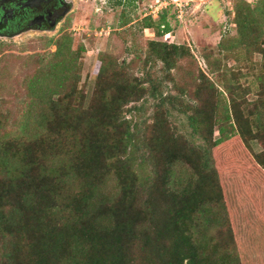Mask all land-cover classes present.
<instances>
[{"label": "trees", "instance_id": "16d2710c", "mask_svg": "<svg viewBox=\"0 0 264 264\" xmlns=\"http://www.w3.org/2000/svg\"><path fill=\"white\" fill-rule=\"evenodd\" d=\"M232 5L237 37L228 48L264 54V0ZM166 13L141 28L170 32ZM51 43L56 83L44 90L32 81L24 132L0 133V264H264V66L256 111L237 74L217 86L199 70L185 100L145 69L172 70L191 51L151 42L139 76L127 61L101 57L88 100L79 91L83 47L73 50L66 35ZM223 94L227 130L217 126ZM149 98L152 123L139 138L131 113ZM173 112L186 116L187 135L172 127ZM224 146L237 159L233 175L216 164ZM140 147L149 172L137 167Z\"/></svg>", "mask_w": 264, "mask_h": 264}, {"label": "rangeland", "instance_id": "374dc122", "mask_svg": "<svg viewBox=\"0 0 264 264\" xmlns=\"http://www.w3.org/2000/svg\"><path fill=\"white\" fill-rule=\"evenodd\" d=\"M234 1L73 0L72 11L56 30L48 33L30 32L11 40L0 39V133L16 136L24 132V122L32 117L29 113L34 110L28 94L29 84L40 79L44 90H48L56 83V76L49 75V66L54 61L57 46L49 42L65 35L72 39L73 50L83 47L82 51L79 48L78 56L81 76L79 91L87 94L88 100L95 92L96 75L103 57L117 62L127 61L131 75L139 76L145 70L149 71L153 79L162 81L165 94L181 96L185 100L188 81L197 76L199 70L217 86L237 74L238 82L250 88L251 93L247 99L250 101V110L256 111L254 104L259 89V76L263 72L264 54H249L239 46L228 48L237 37L233 23ZM247 1L254 3L257 0ZM164 11H167L170 32L158 36L156 28H141L147 17L152 16L157 21ZM157 41L189 49L192 57L185 54V57L179 58L178 67L172 70H163L161 62L148 64L144 70L142 65L145 53L150 43ZM153 104L151 98L141 101L131 113L134 122H137L135 130L139 138L144 136L143 133L152 123ZM229 109L227 95L223 94L216 117L217 126L225 130L229 129L230 122L226 119ZM171 120L172 127L188 134L184 114L173 112ZM218 127L214 139L221 137ZM196 144H199L198 140ZM252 145L256 152L263 149L257 142ZM242 149L249 160L253 159L244 145ZM229 150L224 146L214 150V155L219 171L227 170L229 175H233L238 170L234 163V159H237ZM145 152L142 147L136 149V163L137 167L149 172L151 165ZM175 170L181 171L179 167Z\"/></svg>", "mask_w": 264, "mask_h": 264}, {"label": "flooded vegetation", "instance_id": "af4514ba", "mask_svg": "<svg viewBox=\"0 0 264 264\" xmlns=\"http://www.w3.org/2000/svg\"><path fill=\"white\" fill-rule=\"evenodd\" d=\"M72 4L73 0H0V39L54 31Z\"/></svg>", "mask_w": 264, "mask_h": 264}]
</instances>
